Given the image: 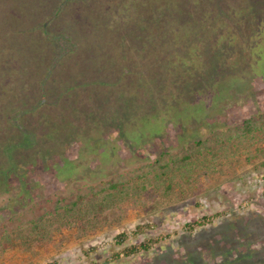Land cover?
Instances as JSON below:
<instances>
[{
    "label": "rangeland",
    "instance_id": "obj_1",
    "mask_svg": "<svg viewBox=\"0 0 264 264\" xmlns=\"http://www.w3.org/2000/svg\"><path fill=\"white\" fill-rule=\"evenodd\" d=\"M0 1V264H264V0Z\"/></svg>",
    "mask_w": 264,
    "mask_h": 264
},
{
    "label": "crops",
    "instance_id": "obj_2",
    "mask_svg": "<svg viewBox=\"0 0 264 264\" xmlns=\"http://www.w3.org/2000/svg\"><path fill=\"white\" fill-rule=\"evenodd\" d=\"M72 4H73V2L71 3V5ZM100 8H102V6H100ZM13 11H14V9H13ZM66 12H68V11H66ZM100 16H102V15H100ZM0 18L4 19L3 16H0ZM10 27H12V26H10ZM9 28H4L6 31L3 29L0 33V91L2 90L1 89L2 86L6 84L7 77L10 76V74H12L13 72L17 74V57L14 55V50H15V45H16V41H17L16 33L18 31L16 30V33L13 36L12 29H9ZM63 32H66V31L64 30ZM70 35H71V33H70ZM38 40H42L41 36L39 37ZM43 44H46V45L49 44V40L48 41L44 40L43 42L40 43V45H43ZM29 45L32 46L31 42H29ZM8 46L12 47V49H13L12 52H10V50L8 49ZM46 62H47V60H46ZM46 62L44 60L43 67L45 66ZM15 84H16V86H18V84H19L18 77L15 80ZM24 88L27 89V86H25ZM18 92L22 93L21 89H19ZM31 92H32V90H31ZM36 94H37V96H42L45 93L41 92V91H37ZM13 99H14V101H16L17 99H21V97L18 96V97L13 98ZM15 104H16V102H15Z\"/></svg>",
    "mask_w": 264,
    "mask_h": 264
},
{
    "label": "trees",
    "instance_id": "obj_3",
    "mask_svg": "<svg viewBox=\"0 0 264 264\" xmlns=\"http://www.w3.org/2000/svg\"><path fill=\"white\" fill-rule=\"evenodd\" d=\"M85 3H89L90 4V6H93V2H92V0H88V1H85ZM86 8H89V6H87ZM65 11H67L66 9H64ZM74 10H76V8L74 9ZM70 12H66L65 14H64V17H65V20L63 21V22H60V21H54L53 20V25L54 26H62V28H63V30H65V28H66V34H68L69 33V36H70V41H71V39H72V35H70V33H71V29H72V27H73V25H75L76 24V22L75 23H73V20L71 19V17H70V14H69ZM73 15V14H72ZM73 17H74V15H73ZM73 19H75V17L73 18ZM116 18L113 16H111L109 19H108V21H110V20H115ZM69 22L70 24H72L73 23V25L71 26V25H69V24H63V23H65V22ZM58 24H62V25H58ZM119 26L117 27L118 29H120L119 27H124L123 25H121V24H118ZM135 25H136V22H135ZM116 28V29H117ZM120 30H122V29H120ZM155 31V30H154ZM68 32V33H67ZM124 35V34H123ZM130 35L131 36H133V38L135 39V32H133V33H130ZM141 36V35H140ZM140 39L141 40H144V38L141 36L140 37ZM72 42V41H71ZM140 42H142V41H140ZM73 43V42H72ZM75 44H77V42H75ZM217 65H220L218 62H216L215 64H214V67H216L217 69H219V66H217ZM211 68H209V70H210ZM206 72V70L203 72V73H205ZM215 80V77L213 78V81ZM190 85H188V87H189ZM59 93H61V92H59ZM44 97H46V95L44 94L43 95ZM47 98V97H46ZM262 126H264V114H261V115H257V116H253V117H251V118H248V119H246V120H244L243 121V123H242V125L240 126V128H239V130H238V132L237 133H235V135L234 136H243V137H247V136H249V135H251V134H253L255 131H258L259 129H261L262 128ZM230 138H232V136H230V137H224V139H223V141L225 140V141H230ZM223 143V142H222ZM188 157V156H187ZM187 157L186 158H180L181 160H184V159H186L187 160ZM184 162V161H183ZM182 162V163H183ZM109 188H116V186L115 185H113V184H111L110 185V187Z\"/></svg>",
    "mask_w": 264,
    "mask_h": 264
}]
</instances>
